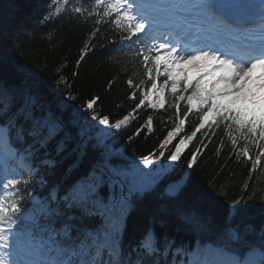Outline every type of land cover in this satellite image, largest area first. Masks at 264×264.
Returning <instances> with one entry per match:
<instances>
[{
	"label": "snow or ice",
	"instance_id": "1",
	"mask_svg": "<svg viewBox=\"0 0 264 264\" xmlns=\"http://www.w3.org/2000/svg\"><path fill=\"white\" fill-rule=\"evenodd\" d=\"M63 2L68 4V0ZM95 5L104 8L105 17L115 14L122 41L138 46L137 56L142 57L151 87L140 92L135 108L120 119L111 121L108 115L97 112L99 97H92L79 108L70 105L74 112L66 123L50 106L39 103L38 83L0 67V139L7 143L10 132L15 130L17 138L27 144L24 152L39 165L25 163L26 157L19 158L21 167L27 168L30 175L35 172L39 176L42 168L55 166L49 158V146L54 143L53 150L58 154L66 151L67 141L72 138L67 125L76 129L78 139L73 149L77 158L69 171L83 164L89 145L101 150L98 162L63 190H50L43 200L32 196L27 180L4 176L0 181L4 190L0 196V264H161L173 241L150 228L133 245L135 225L129 222V197L152 190L162 177L148 184H138L134 177L130 181L125 168L111 164V153L100 133L110 134L109 129L119 132L143 106L164 108L165 88L158 87L162 76L164 85L170 86L179 123L168 133L161 148L183 129L189 115L195 114L199 123L186 140L191 141L211 118L217 127L224 126L233 149L239 148L237 157L251 161L252 171L264 157V0H95ZM60 11L59 7L55 9L56 14ZM74 11L83 14L86 10L75 7ZM93 13L100 15L95 9L89 15ZM51 15L49 12L44 19ZM162 23L182 24V38L161 39L158 27ZM225 37L239 42L225 43ZM85 54L82 50L81 60ZM198 61L207 63L201 65ZM180 65L203 67L206 71L189 84L186 69ZM127 84L129 88L136 87L132 79ZM66 90L67 99L78 103L70 89ZM136 97L134 90L130 98ZM181 102H185L183 117ZM146 124L151 127V116ZM93 128L98 129L96 134ZM25 137H30L31 143ZM185 139L180 140L170 156L172 161L180 159ZM240 141L244 143L241 145ZM253 146L257 149L254 159L250 155ZM140 160L145 166L152 163L147 156ZM196 162L197 155L193 154L188 168ZM244 187L247 189L248 185ZM165 194L176 200L160 205L153 220L158 218L163 226L168 218L175 217L188 228L218 229L233 246L231 251L216 247L211 260H200L194 253L190 264H264V208L257 225L250 206L241 203L245 197L234 199L228 204L220 227L217 216L204 206L196 181L182 170H177ZM178 194L190 203L179 205ZM25 196L40 205L38 213L30 215V210L23 206Z\"/></svg>",
	"mask_w": 264,
	"mask_h": 264
},
{
	"label": "trees",
	"instance_id": "2",
	"mask_svg": "<svg viewBox=\"0 0 264 264\" xmlns=\"http://www.w3.org/2000/svg\"><path fill=\"white\" fill-rule=\"evenodd\" d=\"M57 7L61 9L59 14L55 12ZM75 7L86 11L83 14L77 13L74 11ZM93 9L100 15H89ZM49 12L52 15L45 20L44 17ZM103 12V7H96L95 0H68L67 5L63 0H0V67L6 68L10 74L19 73L29 82L38 83L39 103L50 106L66 123L74 112L70 105L76 104L79 108L92 97H99L97 112L108 115L111 121L120 119L135 108L140 92L151 87V81L141 64L142 57L137 56L138 46L122 41V31L115 24V14L105 17ZM96 29L99 31L94 37L91 36ZM82 50L86 53L83 60L80 59ZM129 79L133 80L136 87L129 88ZM66 89H70L71 94L78 98V103L67 99L69 91ZM134 90L137 91L136 100L130 98ZM172 100L173 98L162 109L147 106L137 109L129 124L119 132L109 129L110 134L100 133L111 153V164L125 168L130 174V181L134 177L138 184L141 183V176L146 170L141 157L147 156L155 160L154 167L160 162L165 165L171 160L170 156L179 146L180 140L191 136L199 123L197 115H189L183 130L161 148L168 133L179 123ZM184 103L181 102V117L185 111ZM40 114L38 111L37 115ZM149 116L152 117L150 128L146 124ZM67 127L72 138L67 141L66 151L58 154L53 150L54 143L49 146V158L55 162L54 167L42 168L39 176L35 172L30 175L28 170L20 168L19 177L28 181L31 193L37 195L39 200L46 198L53 188L63 190L68 187L93 163L100 160L101 150H94L89 145L88 156L83 164L69 171L77 158L73 149L78 139L76 129L71 125ZM92 132L96 134L98 129L93 128ZM8 139L12 148L24 152L27 144L17 138L15 130L10 132ZM25 139L31 143L30 137ZM243 143L240 141L241 145ZM238 150L239 148L233 149L224 126L221 124L217 127L211 120L206 122V127L197 132L191 141L185 139L180 159L159 175L162 178L152 190L140 195L133 193L129 197L132 201L129 222L135 225L131 243L138 244L150 228H154L158 235H167L173 243L166 258H161V264L193 261L194 253L198 259L205 260L207 242L232 250V244L218 229L202 231L188 228L175 217L168 218V222L161 226L159 219L153 220V217L157 216L160 205L176 200V197L166 196L165 189L176 177L177 170H182L190 180L196 181L197 188L203 194L204 206L217 216L220 227H223V216L228 204L241 196L245 197L241 203L250 206L255 216L253 222L259 225L260 212L264 208V157L256 170L252 171L251 161L244 157L238 158ZM193 154L197 155V162L192 168H188V161ZM256 154L257 149L253 146L250 148V155L254 159ZM40 155H44L43 150ZM1 156L0 151V163ZM26 158L28 163L37 165L36 161L28 157V153ZM1 168L2 166L0 170ZM152 172L149 169L146 175ZM155 175L157 174L154 177ZM245 184L248 185L247 189ZM178 196L179 205L187 206L190 203L183 195ZM249 196L253 199L249 200ZM23 206L30 210V215L38 213L40 208L28 196H25ZM56 226L59 227V223ZM128 239L126 235V243Z\"/></svg>",
	"mask_w": 264,
	"mask_h": 264
},
{
	"label": "rangeland",
	"instance_id": "3",
	"mask_svg": "<svg viewBox=\"0 0 264 264\" xmlns=\"http://www.w3.org/2000/svg\"><path fill=\"white\" fill-rule=\"evenodd\" d=\"M191 72L192 71L189 70V69L186 70V75L188 77L189 84L194 83L193 79L191 78ZM200 76H202V75L200 74ZM180 79H181V77H180ZM163 81H164V77L162 76V77H160V79L158 81V87H164L165 88V98H166V101L169 102L171 100V98H173L172 94L170 92V86H165ZM179 94H180V90L178 89L177 95H179ZM194 103H195V101H194ZM0 141H1L0 144L5 147L4 148V147L0 146L1 151L3 153V158L4 159L8 158V160L10 161L12 166L16 165V166L21 167L20 162H19V158L21 156L26 157V153L25 152H18L15 148H12L8 144V142L5 143V141L3 139H0ZM24 162L28 163L26 159H25ZM174 162L175 161L170 160L165 165H163L162 162H160V164L157 167H154L155 160H152L151 165L145 166L143 164V166L145 167L146 170L144 171L143 175L141 176L142 180H141L140 184H148V183H150L154 178L158 177L159 175H161L166 170H169L173 166ZM156 163H157V161H156ZM149 169H151L153 172L150 175L147 176L146 175L147 174V170H149ZM155 173L157 174V175H155L156 177H154ZM216 247L217 246H214L212 244H207L206 250H205V258H206V260H211V259L214 258V251L213 250Z\"/></svg>",
	"mask_w": 264,
	"mask_h": 264
}]
</instances>
